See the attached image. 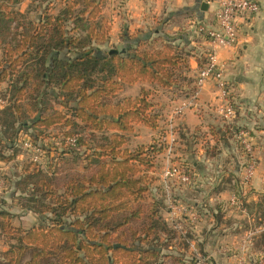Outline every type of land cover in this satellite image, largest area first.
I'll list each match as a JSON object with an SVG mask.
<instances>
[{"label": "trees", "instance_id": "16d2710c", "mask_svg": "<svg viewBox=\"0 0 264 264\" xmlns=\"http://www.w3.org/2000/svg\"><path fill=\"white\" fill-rule=\"evenodd\" d=\"M125 1L117 0L118 9ZM22 2L0 0V84H7L0 91L6 100L0 161L15 159L22 149L18 135L27 133L44 160L27 161L11 186L18 205L45 221L14 227L12 214L0 209L7 243L0 264H163L165 257L189 264L163 254L176 233L160 215L161 201H147L148 172L164 144L126 146L134 124L157 127L151 91L142 88L134 98L117 94L143 81L192 95L189 59L195 57L200 69L204 54L195 55L184 31L151 39L158 29L147 37L123 31L122 45L107 47L103 0H31L25 14L16 9ZM192 32L198 35L195 27ZM54 129L59 145L45 144ZM211 133L219 138V131Z\"/></svg>", "mask_w": 264, "mask_h": 264}, {"label": "crops", "instance_id": "0c3cea01", "mask_svg": "<svg viewBox=\"0 0 264 264\" xmlns=\"http://www.w3.org/2000/svg\"><path fill=\"white\" fill-rule=\"evenodd\" d=\"M255 1L259 12L239 21L238 44L217 50V62L224 66L223 75L235 104L234 119L225 123L215 113L214 107L221 103V98L212 81L205 83L195 98L184 95L183 90L173 93L143 81L124 85L117 94L118 98H134L142 88L151 91L157 127L134 124L132 131L125 133L126 146L132 150L154 141L164 144L163 152L155 156L153 168L148 172L152 183L147 201L151 198L161 201L160 215L176 233L174 242L163 254L180 256L185 263L195 255H203L208 257L206 264H264V0ZM202 4L207 6L205 11L200 10ZM101 8L103 16L110 20L107 47L121 46L123 31L129 35L142 32L141 36L147 37L158 29L151 39L184 31L188 35L184 39L195 55L204 54L208 48L207 41L192 30L195 20L213 23L212 0H126L120 11L117 0H103ZM166 17L170 18L168 23L158 24ZM189 67L188 76L194 80L198 71L195 57L189 59ZM6 85L1 83L0 91ZM171 118L175 144L168 158L165 142L171 140L167 129ZM225 126H231L232 131L226 132ZM211 130L220 132L218 139ZM58 132L52 130L54 137L44 143L58 146L59 137H55ZM240 132H244V140L253 149L252 175H248V158L238 141ZM27 138V133L21 132L18 135L21 151L10 162L0 161V209L12 214V226L22 229L39 225L24 227L28 217L38 221L39 216L18 205L11 186L35 155L22 147ZM43 160L41 154L38 162L42 164ZM178 163L189 167L191 183L163 179L165 166ZM177 227L183 229L185 237ZM0 236L5 242L1 251H6L1 231ZM162 262L171 264L166 257Z\"/></svg>", "mask_w": 264, "mask_h": 264}, {"label": "built area", "instance_id": "2783aa9c", "mask_svg": "<svg viewBox=\"0 0 264 264\" xmlns=\"http://www.w3.org/2000/svg\"><path fill=\"white\" fill-rule=\"evenodd\" d=\"M215 5L213 23H194L196 33L204 38L208 43V48L204 52L205 63L198 69L194 79V92L191 97L195 98L202 86L212 81L215 84L217 91L220 94L221 103L214 107L215 113L219 118L227 123L234 119L236 115L235 104L230 97V92L227 88L223 70L224 66L217 62V50L226 47H234L238 44V25L241 19L254 17L259 12V5L255 0H212ZM5 105V100L0 98V111ZM176 115V112H175ZM173 118L168 123V134L170 141L165 142V149L168 158L173 153L175 144V133L173 128ZM244 132L238 134V141L240 142L245 154L248 158L247 171L248 175H252L255 168V159L253 157L252 146L244 140ZM72 146L75 144L74 139L67 140ZM22 147L28 152H33V161L38 162L41 151L35 147L29 138L25 139ZM164 180H175L181 184H189L192 181V175L188 167L183 164H168L162 172ZM1 184V182H0ZM232 202L235 204V200ZM178 228V227H177ZM176 228V229H177ZM182 237H185V232L180 227L178 228ZM208 261L207 256L195 255L190 260L189 264H206Z\"/></svg>", "mask_w": 264, "mask_h": 264}, {"label": "rangeland", "instance_id": "374dc122", "mask_svg": "<svg viewBox=\"0 0 264 264\" xmlns=\"http://www.w3.org/2000/svg\"><path fill=\"white\" fill-rule=\"evenodd\" d=\"M30 3H31V0H23V2H22L20 5H18V6L16 7V9L19 10L20 13H21V12H22V13H25L26 10L28 9V6H29ZM117 7H119V5H117ZM119 8H120V7H119ZM119 11H120V9H119ZM33 16H34V15H33V12H31V14L28 15V17H33ZM107 18H108V17H107ZM130 146H134V143H131ZM15 164H16V163H15ZM12 166H14V165H12ZM14 168H16V167H14ZM14 170H15V169H14ZM14 170L12 169L11 171L14 172ZM27 217H28V216H27ZM26 220H28V221H25V220H24V227H25V228H28L29 226L33 225L34 223H35L36 225H38V224H41V223H43V222L45 221V219H44L42 216H39L38 221H31V220H30V217H28V219H26ZM18 222H19V220L16 221V223H18ZM37 222H38V223H37ZM4 247H5V242H4L3 238L0 236V251L3 250Z\"/></svg>", "mask_w": 264, "mask_h": 264}, {"label": "water", "instance_id": "95a60500", "mask_svg": "<svg viewBox=\"0 0 264 264\" xmlns=\"http://www.w3.org/2000/svg\"><path fill=\"white\" fill-rule=\"evenodd\" d=\"M206 8H207L206 4H202V5L200 6V10H201V11H205ZM115 52H116V51L112 50L110 53H115Z\"/></svg>", "mask_w": 264, "mask_h": 264}]
</instances>
